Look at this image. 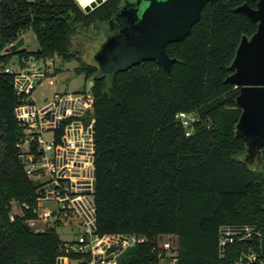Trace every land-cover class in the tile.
Masks as SVG:
<instances>
[{"label": "trees", "instance_id": "obj_1", "mask_svg": "<svg viewBox=\"0 0 264 264\" xmlns=\"http://www.w3.org/2000/svg\"><path fill=\"white\" fill-rule=\"evenodd\" d=\"M122 3L107 0L85 13L76 0H0V53L28 31L39 46L0 54V264H55L62 246L56 231L37 233L26 223L31 213L11 219L12 202L35 206V185L16 147L20 98L5 73L14 55L76 60L78 71L94 78L101 234L177 235L179 264H234L249 251L264 260V146L260 157L247 159L237 135L241 88L228 81L243 37L258 29L237 8L255 9L259 0L208 3L191 33L167 46L176 59L169 72L147 61L108 83L75 48V35L110 19ZM182 112L201 117L189 137L177 119ZM225 226H252L260 236L227 245L221 256ZM150 249H130L120 264H149Z\"/></svg>", "mask_w": 264, "mask_h": 264}, {"label": "built area", "instance_id": "obj_2", "mask_svg": "<svg viewBox=\"0 0 264 264\" xmlns=\"http://www.w3.org/2000/svg\"><path fill=\"white\" fill-rule=\"evenodd\" d=\"M24 37L21 35L18 40ZM17 40V41H18ZM0 54H9L16 42ZM38 51V50H37ZM19 59L17 66L5 68L20 103L15 115L23 130L16 144L18 158L26 175L35 185V206L12 202L11 219L27 218L26 223L37 233L56 231L64 226L75 237L62 241L55 264H120L130 249L150 245L154 261L149 264H179L180 239L161 234L153 238L144 234H101L97 225L96 204V118L94 78L86 81L85 90L75 94H57L43 107L32 100L37 85L56 72V59ZM178 121L187 136L201 120L196 113H179ZM220 253L236 241L260 236L252 226H225L220 229ZM264 264L254 251L242 254L234 264Z\"/></svg>", "mask_w": 264, "mask_h": 264}, {"label": "water", "instance_id": "obj_3", "mask_svg": "<svg viewBox=\"0 0 264 264\" xmlns=\"http://www.w3.org/2000/svg\"><path fill=\"white\" fill-rule=\"evenodd\" d=\"M85 13H91L107 0H97L86 6L76 0ZM216 0H123L115 18L120 22L116 36L98 54L101 72L107 82L119 72L126 71L147 61H156L168 72L176 59L167 54V46L188 36L200 21L204 7ZM138 10L125 21L131 12L128 3ZM258 24L257 32L243 37L232 63L234 73L228 78L241 91L237 104L242 109L237 125V135L247 145V159L252 161L264 146V0L257 8L247 4L237 8ZM139 11L141 14L139 15ZM139 21L136 23L135 21ZM1 42V38H0ZM25 38L21 37L8 50L16 53L24 49Z\"/></svg>", "mask_w": 264, "mask_h": 264}, {"label": "rangeland", "instance_id": "obj_4", "mask_svg": "<svg viewBox=\"0 0 264 264\" xmlns=\"http://www.w3.org/2000/svg\"><path fill=\"white\" fill-rule=\"evenodd\" d=\"M24 49L33 52L38 50V43L35 34L28 31L24 34ZM97 44L94 40L75 35V48L81 52L84 59L88 62H94L93 56ZM19 61V56L14 55L11 64L15 67ZM79 62L76 60L63 61L56 59V69L58 72L52 78L43 81L37 85L32 93V101L39 107H43L47 102L53 100L57 94H75L81 93L86 87V76L78 71ZM56 233L62 241L68 242L75 237L72 230L68 227H58Z\"/></svg>", "mask_w": 264, "mask_h": 264}, {"label": "flooded vegetation", "instance_id": "obj_5", "mask_svg": "<svg viewBox=\"0 0 264 264\" xmlns=\"http://www.w3.org/2000/svg\"><path fill=\"white\" fill-rule=\"evenodd\" d=\"M134 2L128 3L127 11L131 12L125 17V21L129 20L132 15L133 11L138 10V7L133 5ZM121 8V6H120ZM120 11V9L118 10ZM118 11L108 20L103 21V22H96L92 24L90 27H84L83 28H78L77 32L80 36L90 38L94 40L97 44V48L95 49L93 60L94 62H91L92 64H95L99 68V72L101 74L106 75L105 73L101 72L100 64L97 60V56L99 52L107 45L109 44L110 40L116 36L117 28L120 26V22L115 18L116 14ZM141 14V11H139V15ZM139 21L136 20L135 22L137 23ZM107 76V75H106Z\"/></svg>", "mask_w": 264, "mask_h": 264}, {"label": "bare ground", "instance_id": "obj_6", "mask_svg": "<svg viewBox=\"0 0 264 264\" xmlns=\"http://www.w3.org/2000/svg\"><path fill=\"white\" fill-rule=\"evenodd\" d=\"M81 2L86 6H92V3L97 2V0H81Z\"/></svg>", "mask_w": 264, "mask_h": 264}]
</instances>
